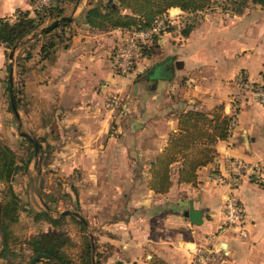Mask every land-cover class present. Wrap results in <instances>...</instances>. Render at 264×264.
Segmentation results:
<instances>
[{"label": "crops", "instance_id": "crops-1", "mask_svg": "<svg viewBox=\"0 0 264 264\" xmlns=\"http://www.w3.org/2000/svg\"><path fill=\"white\" fill-rule=\"evenodd\" d=\"M90 1L67 4L65 14L71 19L54 30L67 38L57 43L50 58L41 59L32 69L27 83L32 114L40 128L50 123L46 129L69 130L68 144L83 147L80 157L69 155L68 160L90 164L87 169L96 177L95 191L106 190L99 178L117 182L119 163H127L122 169L129 180L127 192L121 185L127 219L100 221L114 234L112 254L106 261H98L95 255L97 264H192L195 246L223 223L229 189L214 178L216 168L223 169L230 156L258 162L264 169V106L247 99L236 84L240 73L264 83V4L249 1L236 10L227 7L226 0H217L223 5L212 3L190 12L170 7L184 16L185 25L180 27L178 20L154 40V52L140 58L133 73L122 76L112 69L110 54L126 29L90 26L85 20ZM28 3L0 0V18L12 16L16 8L27 9ZM4 49L0 43L2 87ZM215 106L229 115L236 107L237 114L230 135L215 144L219 162L213 159L198 168L194 183L178 182L173 171L168 191L155 193L148 186L150 162L176 130L177 115L190 108ZM5 117L9 120V113ZM120 147L126 151L140 147V151L118 153ZM115 182L112 186L117 191ZM234 193L246 210V235L236 229L220 232L216 248H221L223 258L213 264H264V184L244 178ZM190 202L203 210L200 223L184 215ZM111 208L122 210L118 204ZM2 246L0 233V252ZM0 264L10 263L0 254Z\"/></svg>", "mask_w": 264, "mask_h": 264}, {"label": "rangeland", "instance_id": "rangeland-1", "mask_svg": "<svg viewBox=\"0 0 264 264\" xmlns=\"http://www.w3.org/2000/svg\"><path fill=\"white\" fill-rule=\"evenodd\" d=\"M28 2L27 9L16 8L12 16H7L8 20L13 23L19 11L22 10L28 11L30 16H38L39 20L36 23L39 25L16 44L12 60L9 58L11 48L2 44L5 47V67L3 68L5 78L3 87L0 85V143L11 151V154H5L4 157L12 159V170L9 176H6L3 167L0 173V202L7 206L3 221H12L5 230L8 241L7 252L10 254L8 253L9 257H4V259L10 264H28L33 252L34 243L32 242L36 238L38 241L36 245L51 244L56 247L60 255L74 264H79L78 262H82V255L86 252V243H91L89 235L91 233L95 246L94 252L99 257L98 261H106L112 254L110 238L114 230L108 226H101L100 221L106 222L117 217L127 219L126 195L121 192V185L126 186V182L129 181L124 177L125 171L122 170L125 169L127 163H119L121 172L117 182L111 177L99 178L106 185L101 186L102 183H100V186L106 190L102 192L98 188L95 191L96 177L94 174L91 175L87 169L90 164L84 162L83 159L78 161L80 164L74 163V160H68L70 156L80 157L83 153L80 151L83 147L68 144L69 130L63 133V130L46 129L45 127L50 123H43L42 126L45 127L40 128V124L36 122V115L31 111L33 102L27 83L30 80L32 69L37 67L41 60L39 59L41 46L38 50V45L51 40L60 43L65 41L67 35L58 30L48 35H44V32L40 33L39 27L51 22L52 15L49 14L48 9H32V0ZM212 3L223 5L217 0H211L209 5ZM240 3L241 0H236L234 3L226 0L225 5L229 8H236ZM249 3L248 1L247 5ZM63 9L66 11L67 6ZM171 11L174 13L178 9ZM183 17L178 18L182 25L180 27L185 25L182 24L185 21ZM30 34L38 38L31 39L32 37L28 36ZM42 36L45 37L43 42ZM10 62L12 64V91L16 98L17 115L11 107L9 98L10 84L7 65ZM245 97L249 99L250 94L247 93ZM232 104L236 105L235 102ZM6 113L10 115L9 120L5 117ZM49 119V122H52L51 118ZM21 131L27 132L32 140L22 135ZM33 139L39 143L36 153ZM118 150V153L137 154L140 147H134L132 151H126L125 147H120ZM82 158H84L83 155ZM0 164L2 165V162ZM15 166L16 171L13 170ZM112 182L116 183L117 191L114 190ZM116 204L122 209L119 212L112 211L111 207ZM65 209L78 211L86 219L87 224L84 225L72 213L62 214L61 211ZM36 264H45V262Z\"/></svg>", "mask_w": 264, "mask_h": 264}, {"label": "trees", "instance_id": "trees-1", "mask_svg": "<svg viewBox=\"0 0 264 264\" xmlns=\"http://www.w3.org/2000/svg\"><path fill=\"white\" fill-rule=\"evenodd\" d=\"M62 6H52L46 8L50 11L51 19H55L65 13L63 7L75 0H63ZM248 1L264 4V0H241L236 10L242 9L247 5ZM211 0H117L98 1L91 0L90 6L85 13L86 22L96 28H123V29H146L151 26L154 19L166 12L170 7H179L181 10L190 12L201 10L207 6ZM232 3L236 0H231ZM38 16H30L28 11H19L15 21L10 23L8 17L0 18V43L5 47L12 48L20 42L26 34H29L33 29H36V21ZM66 21L60 25H65ZM50 30L44 32L48 35L53 32ZM55 32V31H54ZM183 33H187V29H183ZM61 35V34H60ZM59 35V36H60ZM149 45H144L142 53L149 55L154 52V42ZM57 42L54 40L48 43H43L39 52L40 59L50 58L56 49ZM10 64L7 65L9 71ZM9 80V75H8ZM10 83V81H8ZM177 128L169 133L164 148L151 160L148 179V186L155 193H165L173 184L172 172L175 171L178 182L194 183L197 178V170L201 166L211 162L216 156L215 144L218 140L227 138L231 131L230 115L224 110L215 106L209 110H201L196 108L186 109L177 115ZM5 154H11L8 147L0 143V173L3 167L6 176H9L12 167V159L5 158ZM17 167H13L16 171ZM7 206L0 202V232H1V256L7 258L10 254L7 252L8 241L6 238V227L12 221H3ZM8 225V226H7ZM30 241H28L29 243ZM36 238L33 239V252L31 257L38 252H45L53 256L62 264H74L68 258L60 255L55 249L56 247L48 244L36 245ZM86 252L82 255V262L79 264H92V244L86 243ZM89 249V252H88ZM88 252V254H87ZM9 253V254H8ZM30 257V258H31ZM30 260V259H29ZM45 264H53L48 260L38 261Z\"/></svg>", "mask_w": 264, "mask_h": 264}, {"label": "built area", "instance_id": "built-area-1", "mask_svg": "<svg viewBox=\"0 0 264 264\" xmlns=\"http://www.w3.org/2000/svg\"><path fill=\"white\" fill-rule=\"evenodd\" d=\"M63 0H32L31 8L40 10L52 6H62ZM180 13L170 11L158 15L151 26L146 29H126L119 43L110 54V64L115 73L127 76L134 72L138 60L145 56L142 53L144 45H149L153 39L167 32L171 26L177 23ZM238 89L250 98L264 106V83L240 73L236 78ZM233 100V99H232ZM235 102V101H233ZM237 122L236 107L230 114L229 129L232 131ZM216 163L219 162V156H215ZM219 168V167H218ZM214 178L227 185L229 191L226 194L223 203V223L218 229L207 234L199 242L192 254V264H213L222 260L221 248H216V236L226 229H236L242 236L246 235V229L243 227L246 210L234 193L241 181L246 178L250 181L264 184V169L258 162H249L242 158L226 156L223 169H217Z\"/></svg>", "mask_w": 264, "mask_h": 264}, {"label": "water", "instance_id": "water-1", "mask_svg": "<svg viewBox=\"0 0 264 264\" xmlns=\"http://www.w3.org/2000/svg\"><path fill=\"white\" fill-rule=\"evenodd\" d=\"M70 19H71L70 15H66V14L61 15V16L53 19L47 25H44V26L40 27L39 28V32L43 33V32L52 30L53 28L58 26L60 23H62L64 21H69ZM15 48H16V45H14L10 49L9 58L11 60L13 58V54H14ZM9 64H10L9 74H8L9 75V81H10V83H9L10 84L9 98H10L11 107H12L14 113L17 115L16 98H15V95H14V93L12 91V64H11V62ZM20 133L32 140V137L29 136L27 132L21 131ZM33 143H34V150H35V153H36L37 150H38V144L39 143H38V141L36 139H33ZM61 213L62 214L72 213V214L76 215L84 223V225L87 224L86 219L76 210L65 209V210H62ZM202 214H203V210L194 208L191 202L189 204L188 209H186L184 211V215H186L188 217L189 221L192 222V223H200L202 221ZM89 235H90L91 244H92V264H97L96 263V258H95V253H94L95 246H94V242H93V236H92L91 233ZM42 259L48 260V261H50L53 264H62L60 261L56 260L53 256H51L50 254L45 253V252H38V253L34 254L30 258L28 264H36L38 261H40Z\"/></svg>", "mask_w": 264, "mask_h": 264}]
</instances>
